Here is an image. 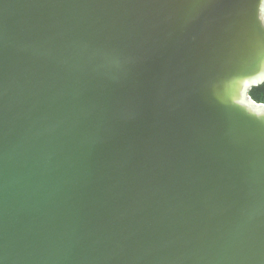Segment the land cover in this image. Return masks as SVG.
<instances>
[{
	"label": "water",
	"instance_id": "water-1",
	"mask_svg": "<svg viewBox=\"0 0 264 264\" xmlns=\"http://www.w3.org/2000/svg\"><path fill=\"white\" fill-rule=\"evenodd\" d=\"M264 0H0V264H264Z\"/></svg>",
	"mask_w": 264,
	"mask_h": 264
},
{
	"label": "trees",
	"instance_id": "trees-1",
	"mask_svg": "<svg viewBox=\"0 0 264 264\" xmlns=\"http://www.w3.org/2000/svg\"><path fill=\"white\" fill-rule=\"evenodd\" d=\"M250 96L255 102L264 104V84L254 87L250 91Z\"/></svg>",
	"mask_w": 264,
	"mask_h": 264
}]
</instances>
